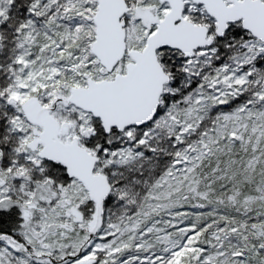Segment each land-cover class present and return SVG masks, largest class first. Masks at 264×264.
Here are the masks:
<instances>
[{
    "label": "snow or ice",
    "instance_id": "snow-or-ice-1",
    "mask_svg": "<svg viewBox=\"0 0 264 264\" xmlns=\"http://www.w3.org/2000/svg\"><path fill=\"white\" fill-rule=\"evenodd\" d=\"M0 264H264V0H0Z\"/></svg>",
    "mask_w": 264,
    "mask_h": 264
}]
</instances>
